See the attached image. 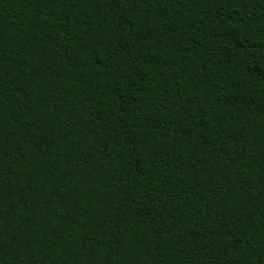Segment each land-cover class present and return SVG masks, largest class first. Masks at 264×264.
<instances>
[{
    "label": "trees",
    "instance_id": "obj_1",
    "mask_svg": "<svg viewBox=\"0 0 264 264\" xmlns=\"http://www.w3.org/2000/svg\"><path fill=\"white\" fill-rule=\"evenodd\" d=\"M0 264H264V0H0Z\"/></svg>",
    "mask_w": 264,
    "mask_h": 264
}]
</instances>
